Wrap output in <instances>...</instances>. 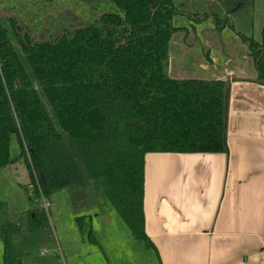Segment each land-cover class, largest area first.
Here are the masks:
<instances>
[{
    "label": "trees",
    "instance_id": "16d2710c",
    "mask_svg": "<svg viewBox=\"0 0 264 264\" xmlns=\"http://www.w3.org/2000/svg\"><path fill=\"white\" fill-rule=\"evenodd\" d=\"M21 1L26 6L14 3L11 10L50 21L60 8L58 0ZM176 1L108 0L97 19L63 34L51 30L49 38L0 13V168L16 161V136L35 195L49 198L84 186L82 165L147 247L153 244L145 227L146 155L228 152V82L204 78L195 68L194 76L176 75L169 69L172 51L183 44L204 57L198 64H210L202 36L228 28L247 45L257 81H264V27L257 41L236 32L230 17L194 15ZM38 3L52 6L35 8ZM179 17L191 23L179 26ZM44 219L45 212L30 211L28 231L37 232ZM18 230L11 223L0 230L7 264Z\"/></svg>",
    "mask_w": 264,
    "mask_h": 264
},
{
    "label": "crops",
    "instance_id": "0c3cea01",
    "mask_svg": "<svg viewBox=\"0 0 264 264\" xmlns=\"http://www.w3.org/2000/svg\"><path fill=\"white\" fill-rule=\"evenodd\" d=\"M206 2V14L223 17L246 5ZM228 30L202 36L210 64L193 65L198 52L178 43L187 68L171 67L174 73L195 68L204 78L228 82V152L146 155L145 227L158 264H264V81H257L247 45ZM228 39L242 51H230Z\"/></svg>",
    "mask_w": 264,
    "mask_h": 264
},
{
    "label": "rangeland",
    "instance_id": "374dc122",
    "mask_svg": "<svg viewBox=\"0 0 264 264\" xmlns=\"http://www.w3.org/2000/svg\"><path fill=\"white\" fill-rule=\"evenodd\" d=\"M15 1L11 4L0 2V13L5 16L16 15L33 34H40L42 28L51 27L52 21L48 20V16L40 18L37 13L27 10L23 13L11 10L14 3H18L19 7L26 6L21 0ZM59 1H63L70 14L77 16V22L84 25L98 18L102 6L108 0ZM219 2L221 0H217V4ZM176 5L181 9H191L202 14L210 6L206 0H177ZM44 6L50 9L52 5L38 3L34 7ZM27 9L32 10V7ZM59 11L62 12L58 9L54 17ZM66 17L69 22L71 18ZM230 20L235 25L236 32L261 41L264 0L246 3L231 13ZM40 24L43 27L39 30ZM46 30L44 31L47 32ZM177 36L180 38L181 35ZM223 42L229 45L227 48L230 51H242L236 41L228 39ZM199 55L201 57L190 58L194 65L204 60L200 53ZM180 57L178 51H172L173 62L169 69L174 67L181 73L185 58ZM230 65L235 67L236 62L230 61ZM188 74L194 76L193 70L188 71ZM20 155L19 142L16 136H13L11 159L16 161L9 164L6 170L0 171V201L5 203L4 207H0V230L7 223L20 226V230L10 237V249L13 254L10 264H158L155 251L133 236L103 189L87 177L82 165L86 178L84 186L68 187L49 198L37 197L31 184L26 159ZM36 210L45 212L46 219L37 232H31L28 231V213ZM0 264H7L5 242L1 237Z\"/></svg>",
    "mask_w": 264,
    "mask_h": 264
},
{
    "label": "flooded vegetation",
    "instance_id": "af4514ba",
    "mask_svg": "<svg viewBox=\"0 0 264 264\" xmlns=\"http://www.w3.org/2000/svg\"><path fill=\"white\" fill-rule=\"evenodd\" d=\"M61 3H63V1ZM59 6H60L59 10H62V12L59 11L56 14V17L52 18V24H51L52 26L51 27L42 29L43 31H41V33L39 34L41 38L51 37L53 35V34H51V30L54 33H57V34L62 33L63 34V33H66L67 31L69 32V31H73L74 29H78L80 27L79 25H83V23L77 22V20H79L77 18V16H75V15L73 16V14H70L68 7H64V6L62 7L60 5V3H59ZM66 16H69L71 18L69 22L66 20V18H67ZM44 30H46L47 32H45Z\"/></svg>",
    "mask_w": 264,
    "mask_h": 264
},
{
    "label": "water",
    "instance_id": "95a60500",
    "mask_svg": "<svg viewBox=\"0 0 264 264\" xmlns=\"http://www.w3.org/2000/svg\"><path fill=\"white\" fill-rule=\"evenodd\" d=\"M19 84H20V82H19ZM229 90V89H228Z\"/></svg>",
    "mask_w": 264,
    "mask_h": 264
},
{
    "label": "built area",
    "instance_id": "2783aa9c",
    "mask_svg": "<svg viewBox=\"0 0 264 264\" xmlns=\"http://www.w3.org/2000/svg\"><path fill=\"white\" fill-rule=\"evenodd\" d=\"M47 205H48V203H47Z\"/></svg>",
    "mask_w": 264,
    "mask_h": 264
}]
</instances>
